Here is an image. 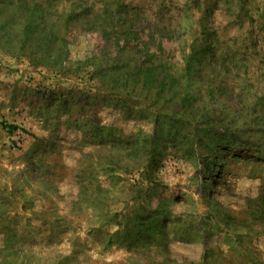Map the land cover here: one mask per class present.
<instances>
[{"label": "rangeland", "instance_id": "1", "mask_svg": "<svg viewBox=\"0 0 264 264\" xmlns=\"http://www.w3.org/2000/svg\"><path fill=\"white\" fill-rule=\"evenodd\" d=\"M40 4L59 37L52 56L67 50L56 66L19 51L16 7ZM104 8L110 27L140 34L135 48L120 52L128 34L83 22ZM205 37L227 59L204 70L199 52L187 77ZM161 42L173 90L125 82L123 61L139 66L146 45L160 56ZM258 47L264 0H0V264H264ZM186 83L202 118L227 116L234 134L221 125L194 138L191 112L173 113Z\"/></svg>", "mask_w": 264, "mask_h": 264}, {"label": "trees", "instance_id": "2", "mask_svg": "<svg viewBox=\"0 0 264 264\" xmlns=\"http://www.w3.org/2000/svg\"><path fill=\"white\" fill-rule=\"evenodd\" d=\"M15 11L16 14H18L21 18L19 33L22 35V38L19 41V51L25 48H35V50H32L29 53V56H31L34 60H37L40 64L46 66H56L58 64H62L63 61L67 58V50H63V47H61L60 51L55 54L54 57L52 56L50 48L52 45L55 46L57 44V42L59 41V37L57 32L53 30L52 27H54V25L50 24V19L45 17L43 4L34 7H25L24 5H19L18 7H16ZM91 13L94 12L83 14V19H85L83 20V22L87 25L93 24V22L95 25V23L99 22V30L105 35L107 39H109V37L115 33H120V35L123 34L124 37L125 34H128V39L125 41L124 45L119 43V47H121L120 52H123L126 49H133L137 46V43H134L135 41L133 40H138L140 34L128 31V29L119 30L114 26L110 27V14L108 13L107 8L102 9L101 12H97L99 17L96 20L95 18H93L94 16H92L91 18L88 17ZM84 15H86V17H84ZM70 18L72 20H79V17ZM100 18H102L103 21H99ZM47 25L51 26V28L48 30L46 29ZM64 27L66 30L70 28L69 19L65 21ZM133 35L134 37H132ZM196 40L194 39V42H192L190 52L185 59V75L187 77L190 76L193 59L197 57L199 52L203 53L201 66L202 68H204V70L205 66L207 65L206 61L210 58L213 59L212 64L209 65L211 69L213 66L217 65L219 60L218 58H220L221 63H223L227 59L225 58L227 54L220 53L221 51H218V47L216 46V39L205 37L200 42H197ZM146 46L143 47L146 49L142 54L143 60L140 62V65L132 68L131 66H129V60L123 61L124 64H122L118 69L119 73L123 74L122 77L124 78L125 82H128V80H131L133 84H137L140 82L143 89L148 91L155 90V93L157 95H161L163 92L173 90V86L179 83V79L170 71L171 62L165 58L166 49L163 42H161L158 47L160 52L162 53L160 56H156L158 49L154 50L152 49V47ZM155 57H157L158 59L156 60ZM263 58L264 51H262V49L259 47L250 54V59L256 63H260ZM255 72L257 71L252 72V75H255ZM187 87L188 83H186V89H184L180 101H175V105L178 106L179 109L178 111H174L173 113L178 115V113H186L187 110L188 112H191L192 116L189 122L194 132V138H196L198 135V129L208 132H215L219 131L218 127L221 125L228 128L227 132L224 133L227 134L228 132H230V134H234L233 131L230 130L232 121L230 122L228 119H226L227 116L226 118L220 116L217 119H213L207 116H204L202 118V112L199 110V108L194 107V100H196V97L189 91H187ZM215 89V85L213 86L212 84H210L207 87V95L213 97L216 91ZM173 95L176 98L180 95V93L174 91ZM4 127H8L10 131L18 128L14 124H4ZM217 133L220 134L221 132ZM152 138L153 137H151V139ZM146 154L149 156L147 162L148 164H150L152 158L154 157L153 154H155L154 148L146 150ZM111 219L106 220L104 223H110ZM128 220L129 218L127 217L124 222H118L117 224H122V226L128 228Z\"/></svg>", "mask_w": 264, "mask_h": 264}]
</instances>
